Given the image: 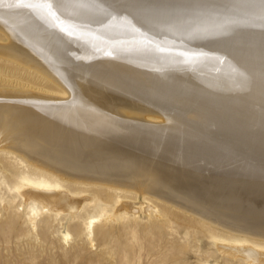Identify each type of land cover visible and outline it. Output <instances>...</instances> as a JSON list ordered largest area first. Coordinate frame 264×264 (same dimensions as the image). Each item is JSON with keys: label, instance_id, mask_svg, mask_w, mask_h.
Wrapping results in <instances>:
<instances>
[{"label": "bare ground", "instance_id": "1", "mask_svg": "<svg viewBox=\"0 0 264 264\" xmlns=\"http://www.w3.org/2000/svg\"><path fill=\"white\" fill-rule=\"evenodd\" d=\"M54 1L0 0V54L49 78L59 96L0 89L1 146L60 179L125 187L103 193L118 251L122 218L154 214L161 220L145 228L159 226L164 264H264V0H163L149 7L154 20L136 0H102L108 25L81 14L87 0ZM18 189L56 215L84 199L27 181ZM151 197L210 227L172 240L174 220ZM182 242L186 251L174 249Z\"/></svg>", "mask_w": 264, "mask_h": 264}, {"label": "rangeland", "instance_id": "2", "mask_svg": "<svg viewBox=\"0 0 264 264\" xmlns=\"http://www.w3.org/2000/svg\"><path fill=\"white\" fill-rule=\"evenodd\" d=\"M60 1L61 0H55L54 3L59 5ZM92 1L93 0H87V2L83 1V3H80L81 6H83V10L86 12L81 14H87L88 20L91 19L97 23L101 22L100 25H108L109 21L105 16H108V14H106L107 8L102 9L100 3L102 0H95L93 1L94 3H92ZM136 1V6L138 9L141 7L140 12L146 18H148L146 15L148 14L147 12H152L149 7L155 6L154 4H158L159 7L164 5L160 2L163 0ZM104 2L106 1L104 0ZM138 4H140V6H138ZM7 8H10L13 12L11 7L8 6ZM99 10L102 11L100 12ZM155 10L156 9H154L153 13H150L152 15L151 20H154L156 17L153 15H158L154 14ZM104 17L106 22L103 20ZM163 17L161 18L162 21L164 19ZM117 29H123V31L127 33L130 31L125 27L122 29L119 27ZM109 31H112L111 28ZM173 31L174 30H172V32ZM162 32L160 27L158 33L154 35L160 37L159 34ZM179 33H181V31H178V34ZM5 39V36L0 33V45L3 44V41L5 44L7 40ZM123 44L126 45V42ZM18 64L19 63L13 62L11 59L0 54V70H6L25 79L22 80L19 78V80H17L15 79L16 77L11 76L12 78L10 77V79L14 82L12 81L8 84V82L4 80V75L0 74V85L4 84L0 86L1 90L8 88L7 90L11 91H36L43 94L48 91L47 94L50 96L59 97L52 93L58 94L54 82L49 80V78H44L43 75L41 76V73L38 74L33 69H29L21 64H19V66ZM21 83H23L25 88ZM19 88L20 90H18ZM165 100H167L166 96L164 101ZM86 179L87 178L82 177L77 178V180H69L67 178L60 179L55 171L36 166L22 154L6 146H1L0 144V264H164L163 262L167 259V256L166 251H163L162 247H159L160 241L157 237L159 235V226L156 227L152 233L149 232L148 228H145L146 221L147 225H149V222L157 223L161 219L159 217L158 219L160 220L156 219L157 216L154 214L153 216L149 214V216H147V214H143L145 216L139 214L135 219H132L134 218L132 216L123 217V223H125L124 220L129 219V222L125 223L126 228L123 230L125 236L124 242H127V244L124 245L123 252L118 251L116 248L118 242H114L108 232L109 228H113V230L116 231L118 224H112L114 222L106 224L104 221L105 208L107 209V207L103 200V193L106 192L104 189L106 188L105 186L111 187L115 192H126V189L124 187L122 190L120 186L115 187L116 185L114 184L109 186L104 183V181L93 180L96 178L92 180ZM22 181L33 182L38 185L59 187L64 189L68 193V196L74 199L84 198L82 205L75 214L63 211L56 215L53 211H44L40 204L32 201H24L22 195L23 190L18 189ZM90 181H93L94 184L92 182L90 183ZM96 183H100V185ZM127 192H129L127 193L129 194L128 199L132 202L134 201L135 204H146V199L143 200V196L139 195L142 190L138 189L133 192L128 189ZM135 192H137V194ZM136 196L137 198H135ZM151 202L157 205L158 209H160L159 211H161L160 213L166 208L168 213L172 216L174 227H172V229H166L168 232L172 233V240H175L173 237L176 235H186V239L192 242V235L194 233L197 236L199 233L202 234V228L196 227L195 229V224L201 227H210L207 223L188 213L173 210L172 207H169V204L161 199L151 197ZM6 204L7 207L4 208L3 206ZM31 210H34L35 213L38 214L33 224L30 220V216L32 215ZM93 221L94 223H92ZM142 226L145 229L142 228ZM65 231L71 234V240L68 243H64L62 239V233ZM155 236L157 238H155ZM196 243H192L189 249L196 247ZM185 244V242L179 243L178 245L175 244L174 249L186 251V249L184 250ZM113 246L116 251L114 255L110 254L113 253ZM156 250H158V252ZM162 256H164V258H162ZM115 257H118V261L114 259ZM185 259L189 260L190 263L194 261V257L191 256ZM189 261L185 260V264H188ZM215 261V259L213 260L210 258L208 263L220 264ZM166 262L167 264L174 263L173 261H171V263H168L169 261ZM192 264L201 263L193 262Z\"/></svg>", "mask_w": 264, "mask_h": 264}]
</instances>
